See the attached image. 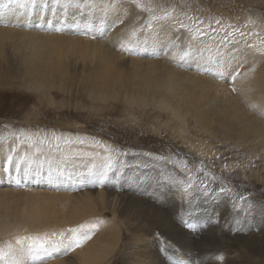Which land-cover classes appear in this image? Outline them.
Returning a JSON list of instances; mask_svg holds the SVG:
<instances>
[{
  "label": "rangeland",
  "instance_id": "rangeland-1",
  "mask_svg": "<svg viewBox=\"0 0 264 264\" xmlns=\"http://www.w3.org/2000/svg\"><path fill=\"white\" fill-rule=\"evenodd\" d=\"M32 1L36 4L35 0ZM74 1L78 2L79 5L76 6V9L78 8L84 13H96L99 12L98 10L107 7L106 0H98L103 5L97 4V8L95 7L96 0ZM125 1L136 15L133 17L135 20L130 19L129 26L134 25L132 27H137V29L141 27V31L152 29L154 26L164 23L172 27L174 25L172 19L154 20L153 17H161L165 13L170 15L175 11L181 13L186 19L184 23L186 26L184 32L186 31L188 34L186 37L189 38L191 35L190 37L203 41L200 48L206 50V52L208 48L205 39L213 38L216 34L218 35L217 38L220 39L230 38V34L237 37L235 30L225 27V22L230 23L233 29H240L246 33H255L253 24L258 25L262 28L261 41L263 40L264 44V0H114L113 4L119 3L120 5L117 6V10H119L117 16L120 15L119 18L123 21L128 19L124 14L125 4L122 5V3H126ZM6 3L12 5V0H0V6ZM104 12H107L104 18L108 15L111 20V14L108 11ZM135 21L136 23H134ZM170 21L173 25H169ZM217 21H222L221 25L223 26H217ZM89 22L95 24L91 20L86 21L87 24ZM121 26H124L123 23H121ZM209 27L212 30H208ZM92 30L94 29L92 28ZM201 32L205 34L201 35ZM88 33L90 34L92 31L88 30ZM82 34L84 32L81 31L80 35L77 36V44L74 42L75 39L73 42L69 40V59L65 61V64L68 66L72 64L73 66H71L72 68L69 69L68 73L57 74L59 78L55 76L53 79L51 78L53 83L50 90L37 89L36 84L18 76L20 73L18 66L11 65L8 62V47L13 46L11 43L5 46L3 52H0V135L6 136L14 133V135L20 136L21 141H31L35 138L36 141L33 143L41 141V145L55 146V151L58 149L61 151L63 147L68 146L69 143L66 141L69 139L72 141L71 143H75L79 138H83L84 141L89 138L100 142L99 145L85 142L83 146L87 147V151L92 152V156L88 155L87 159H80L76 161V164L75 160L68 161L65 164L59 162L53 167L54 173L51 176H44L43 170H41V174L35 175L31 171L32 169L26 167L21 175L23 178L27 176L26 180L21 181L23 184H18L14 176L11 183L7 182V185H11L18 190L21 189L23 193H28L34 187L35 189L39 187L33 191V193H36L37 190H40L37 193L39 198L36 196L34 199L40 201L37 206H45L44 210L48 214L45 212L46 216L43 219H46L44 221L49 225L45 226V223L43 225L38 223L37 225L32 224L22 227L24 216H26H22L23 211L26 212L27 208L32 206L29 204L34 199L29 198L33 195L28 196V199L31 200L27 207L26 201L28 200H24L22 194L15 193L17 196L14 195V199L9 201L10 212L0 214V246L20 238L25 241V244H22L25 247L27 246V249L29 245H32L31 249L34 251V244H42V249H45L44 247L53 246L56 239L67 238L69 234H72L76 236L74 241L79 239L83 245L81 244L75 248L77 249H74L75 251H69V246L64 247L62 248L64 250L54 253L52 256V261L70 258L73 260L72 264H81L78 258L87 256L89 250H92L87 248L89 244V247L94 248V254L91 257L92 259L88 260V256L85 258L88 260L85 264H142V262H139L143 261L141 260L142 249L145 247L146 252L149 250L147 253H151L157 246L156 239L152 234L175 241L179 247L187 251H192V248H201L202 252L207 253L213 259L212 263L202 264L220 262V259L225 257L221 254L222 250L229 248L231 245L251 246L257 249L262 247L264 249V239H262L264 213H261L262 210L264 211V147L255 143L256 137L254 135H250L249 138H247L248 136L244 137L242 133L236 131L237 126L230 124L228 119L218 114L210 115V108L206 105L198 107L194 96L196 90L191 84H184L186 83L184 81L172 88V96H165L164 100L160 97L150 100L149 103L152 104L149 105L143 103L131 104L123 100L133 93L129 85L138 82L133 77L134 73L123 66L117 69L113 67V69H105L100 73L92 72L93 66L101 59V55L97 51H93L95 49L92 48L93 42L98 38L94 34ZM221 41L223 42V40ZM87 44L88 46H86ZM77 45H80V48H76ZM74 47L78 51L74 50ZM209 48L213 50L215 47L210 45ZM79 49L83 50L80 51ZM132 56L135 57L134 54ZM136 57H141L140 59L143 60L148 58L137 55ZM126 58L127 55L121 59L125 60ZM149 58V60H154L157 57ZM219 58L218 56L215 57L213 65L216 67L218 65L222 67L225 64L222 59L219 61ZM76 61L77 66H75ZM81 62L85 63V66ZM219 63L223 64L220 65ZM259 66H262L264 70V63L257 64L256 68H260ZM135 68H138V70L144 69L143 66L137 64ZM112 70H115V72L112 73ZM183 70L180 71L184 74L194 71L191 68L185 69L186 72ZM110 72L112 74H109ZM222 72L223 69L219 73ZM152 77L149 72L142 79L152 83ZM108 81L115 83V87L108 88ZM220 82L229 84V86L231 83L226 80ZM97 84L101 86L102 91H108V94L109 92L116 94L119 99L106 96L108 99L100 100V95L91 91L96 90L94 87ZM49 85L51 86L50 82ZM199 93L203 100H213L211 87L200 90ZM167 99L169 103H167ZM243 104L245 105V103ZM195 105L197 106L196 109ZM244 105V109L248 111L249 107ZM224 108L227 109L228 107ZM252 114L255 117L262 118V115L256 111H252ZM53 134L58 137L59 135L70 136L69 139L59 141L52 139ZM199 140H203L208 152L197 148L196 145L201 147ZM78 145L81 144L78 143ZM93 149L102 151L103 156H99ZM143 155L148 156V158L143 159ZM150 158L153 160L157 158L159 163L152 161ZM103 159L105 162L108 161L105 163ZM132 159L133 163H131L133 165L129 163ZM17 165L18 161L15 166ZM162 166L164 167V173L161 176L163 178H158L159 184L157 187L159 189H156L157 192L155 190L149 192L148 184L154 177H157L153 174H158ZM10 167H6L8 173ZM145 167L151 169L154 177L145 175V183L134 187L138 189L137 191L121 185L123 180L128 179L130 170L148 169ZM17 168L23 171L21 165H18ZM35 168L33 169L35 170ZM38 175H40V178L36 177ZM71 175L77 178V180H74L75 185L67 179ZM123 177L125 179L122 180ZM36 179L41 180L40 185H38V182L35 184L36 186L33 185V181ZM79 179L87 180L89 183L83 185ZM112 183L120 185L116 190H113L109 185ZM1 186L3 189L7 188L6 185H0V189H2ZM221 188L225 191L221 192ZM26 189H28V192ZM43 190L45 193H42ZM50 190L52 192L51 197L49 196L51 195ZM72 190H75L76 194ZM84 190L85 192L91 191V193H100L101 190L105 195L103 200H99V204L95 209L93 206L90 207L91 212L87 207L84 208L80 202L76 201V199H80L79 197L71 199L75 195L83 194L82 191ZM55 191L58 192L57 196ZM63 191L67 195L66 197L62 193ZM68 192H72V195L68 198L69 201H67L68 194L70 195ZM119 192L125 193L124 196H126L123 198L126 200V202L123 200V203L126 204L123 210L119 202L122 201ZM46 193H49V195ZM43 194L46 195V198H42L45 197ZM59 195L66 198V203L64 197L60 198ZM53 196H56V198L59 196L58 198L63 199L62 202L57 198L60 201L56 202L58 200L54 199L55 203H53ZM171 196L177 202L174 205H170ZM241 197L246 199H241ZM49 198L52 199L51 202L48 201ZM46 205H48L47 208L50 212H48ZM69 205L72 207L70 208ZM79 205L81 208H79ZM53 206L54 208H52ZM62 210H64V213ZM92 210H95L96 213ZM57 215H59V219H62L61 221L56 217ZM132 215L133 217H131ZM54 216L57 220L54 219ZM75 216L77 217L74 218ZM182 218H185V223ZM71 220L72 222H70ZM237 220L238 223H236ZM188 221H194V224L199 228L196 229L193 227L195 225L186 224ZM60 226L63 230H60ZM40 240L45 241V244L39 243L42 242ZM12 248L16 247L13 246ZM247 249L245 248V252L249 255ZM70 252H74V254H69ZM0 254L2 253L0 252ZM36 255L40 256L34 258ZM56 256L59 258L57 259ZM259 256V253L257 255L253 254L254 260L258 264L261 262ZM52 257H49L47 251H35L30 254L22 253L21 256L19 255L16 258L17 260L15 259L14 264H46V260ZM154 258L155 256H152V259ZM248 260L249 257H246V259L240 260L239 263L249 264ZM6 264H12V261L6 262Z\"/></svg>",
  "mask_w": 264,
  "mask_h": 264
},
{
  "label": "bare ground",
  "instance_id": "bare-ground-1",
  "mask_svg": "<svg viewBox=\"0 0 264 264\" xmlns=\"http://www.w3.org/2000/svg\"><path fill=\"white\" fill-rule=\"evenodd\" d=\"M5 1H10V0H5ZM106 1L105 2L107 3L106 4L107 7L105 9L98 10L99 12H96V13H94L93 10H92L93 13H84L80 9L78 8L76 9V6H79V5L77 4L78 2L74 0H35L36 4L32 0H12V5H8L6 3L7 6L6 4L0 6V22H1L0 24V52H3L5 46L11 43L13 46L8 47V51H9L8 62L11 63V65L18 66V68L20 69L19 71L20 73L18 74V76L25 78L28 82L36 84L38 87L37 89L45 88V89L50 90V87H52V83H53L52 82L53 77L54 76L58 77L57 74L68 73L69 69L72 68L71 66H73L72 64H69V66L65 64V61L69 59V48H70L69 40H72L73 42L75 39L74 42H76V38L78 35H80L81 31L84 32V34L82 35L94 34L96 38H98V40H96L95 42L91 41L93 42L92 48L95 49L93 51H97L101 55V59L93 66L92 72L100 73L104 71L105 69H113V68L117 69L118 67L123 66L124 68L129 69L130 72L132 71L134 73L133 77H135L138 81L134 85H129V88L131 89V91H133V93L129 94L128 97L124 98L123 100H126L127 102L131 104L143 103L144 105H149V104H152V103H149L150 100H153L156 98L158 99L159 97L163 99L165 96H169V95L172 96V91H173L172 88L184 81L186 82L184 84H191L194 90H196V92H194V96L196 100L195 103L197 104L198 107L206 105L207 107L210 108V115L213 116V114H218L222 116L223 118L228 119L230 124H233V126L235 125L237 126L236 131H238L239 133H242L244 137L248 136L247 138H249L250 135H254L256 137L255 143L259 145L261 144V146L264 147V70L262 66L261 67L259 66L260 68H256L257 64L264 63V55H262V53H264V44L262 42L263 40L261 41L262 39L261 38L262 37L261 27L253 24L254 29H255L254 34L256 35H253V33H247L248 35L241 36L240 35L241 32H244V33L246 32L240 29H233L230 23L225 22L224 23L225 27L227 29L235 30L237 33L236 35L237 37L231 36V34H230V38H227V39L217 38L218 36L217 34L213 38L209 37L210 39L204 40L208 48V51L206 52V50L200 48L203 41L190 37L191 35L189 36V38L186 37L188 34L186 33V31L184 32L185 28L184 27L182 28L180 26L181 24L184 25L186 19L181 13L175 11L170 14V19H172V22L174 23V25L172 24L171 21L169 25L172 24L173 25L172 27L167 26L164 23L161 25L154 26L152 29H149L146 31L143 29L144 31H141L140 30L141 27L137 29V27L136 28L132 27L134 25L129 26L130 19L131 20L134 19L133 17L136 15L133 13L132 9L127 6L128 5L127 1H125L126 3H122V5L125 4L124 14L128 18L125 21L119 18L120 15L119 17L117 16V14L119 13V10H117V6L119 5V3L113 4L114 0L113 1L106 0ZM97 4H102V2L96 0L95 7L97 6ZM100 11H103V12H100ZM104 11H108V13L111 14V20L110 18H108V15L106 18H104V15H106L107 13V12L105 13ZM87 20H91L95 22V24L92 22H89L87 24L86 23ZM103 20L105 21L103 22ZM120 22L123 23L124 26H121ZM134 23H136V21ZM175 24H177L178 26ZM221 24H222V21H219V23H216L217 26H223ZM135 26L139 27V25L137 24H135ZM92 28L94 30H92ZM87 29L91 30L92 33L89 34ZM207 29L212 30L211 27ZM101 38L103 39L101 40ZM94 39L95 37L93 38V40ZM221 40H223V42ZM210 45L214 46L215 48L211 50L209 48ZM248 45H254L255 47L249 48ZM79 46L77 45L75 47L77 48ZM86 46H88V44ZM75 47H74V50L76 49ZM83 47L85 46L83 45ZM132 54H134L135 57L132 56ZM126 55H127V58L125 60L121 59L122 57H125ZM136 55L148 57V58L154 56V57H157L156 58L157 60L156 59L149 60L150 58L149 59L147 58L148 60L147 59L143 60V59H140L141 57L137 58ZM216 56L220 57L218 59L219 61L222 59L224 63L226 61L230 62L231 63L229 64L230 70L232 67L237 66L238 63L246 61L244 63V67L240 70L241 71L240 76L237 77L235 83H230V86L229 84H224L220 82L221 80H225L222 78L221 73H219L221 69L224 68V65H222V67H219V65L217 67L213 65L215 63L214 61H215ZM81 64L85 66V63L81 62ZM136 64L143 66L144 69L138 70V68H135ZM219 64L221 65L223 63H219ZM75 66H77V61L75 62ZM187 68H191L194 71L189 72L187 74H184L182 71H180L181 69L185 70ZM113 71L115 72V70H112V73ZM149 72L153 76L152 83H149L142 79L143 77H146ZM112 73L110 72L109 74H112ZM49 82L51 83V86L49 85ZM107 84H108L107 85L108 88L115 87L114 86L115 83H111L110 81H108ZM231 85H233L234 87H232ZM209 87H211V89L213 90V93H211L213 100L205 101L200 97L199 92L200 90H206ZM94 88L96 90L93 89L91 91L100 95V100L108 99V97H112L113 99H119L118 96H116V94H113V93L111 94L110 92L108 94L107 93L108 91L107 92L102 91L101 86H99V84L95 85ZM233 88L236 89L234 92H233ZM42 94H45V93H42ZM149 95H150V99H149ZM152 102L154 103V101ZM167 103H169L168 99H167ZM243 103H245V105ZM243 105L246 107H249L248 111L247 109H244ZM197 106L195 105V109L197 108ZM224 107H228V108L226 109ZM252 111L253 112L256 111L258 114L262 115L263 119L253 116ZM183 123L185 122L183 121ZM176 130H179V129H176ZM69 136L70 135H64V136L59 135L60 137L59 141H61V139H69ZM52 139L54 140L55 138L52 137ZM85 140H86L85 142H88L90 144L97 142L89 138ZM35 141H36L35 138L34 140H31V141L30 140L21 141L20 136L18 137V135H14V133L13 134L10 133V135H6V136L0 135V185L7 186V188H4V189L1 186L2 189H0V214L10 212V207H8L9 201L13 200L14 197L17 196L16 194H22L23 199L28 200L26 201L27 207H28L29 201L31 200V199H28V196L33 195V197H29L33 199L36 196H38L39 198V194L37 193L40 190H37L36 193L35 192L33 193V191H35L39 187L36 189L34 187L35 190L29 189L30 192H28L27 191L28 189H26L28 193H23L21 189L18 190V189H15V187H12L11 185H7V182L11 183V181H13L12 180L13 176H14V179L18 182V184L20 185L23 184L21 183V181L26 180L27 176H24L23 178V176L21 175L23 174L24 169L26 167H28L29 169H32L31 171H33L35 175L41 174L40 172L41 170H43L44 176L45 175L51 176L54 173V171L52 170L53 167L59 162H61L62 164H65L68 161L75 160V164H76V161L80 159H87L88 155L92 154V152L87 151V147L83 146V144L81 145H78V143L76 144V141L75 143H69V145L63 147L61 151L59 149L55 151V148H56L55 146L41 145L42 143L41 141L37 143H33ZM199 141H200L199 143L201 147L199 145H196L198 146L197 148L201 149L204 152H208V148L205 146L203 140H199ZM93 150H95L99 154V156L100 155L101 157L103 156L102 151L97 150V149H93ZM146 157L148 158V156H144L143 159ZM151 160L158 162L157 158L155 160L153 159ZM17 161H18V165H21V167L23 168V171H20L17 168L18 165L15 166ZM131 162L133 163V159L129 163ZM132 163L131 165H133ZM7 166H11L9 173H8V170H6ZM100 166L102 167V165ZM33 168H35V170ZM145 168H148V167H145ZM163 169L164 167L162 166L158 174L155 172H154L155 174H153L150 168L146 170L132 169L130 170L131 172H129V175L127 177L128 179H125L124 177L122 178V180L123 179L125 180L122 181L121 185H125L128 189L131 188L132 190L137 191L138 189L134 187H137L138 185L145 183V179H144L145 175L152 176L153 174L154 176H157V177L152 176L154 178L149 182L148 189H149V192H153L154 190L156 191L157 188L159 189V187H157V185L159 184L158 178L163 176V173H164ZM36 177L40 178V175ZM118 178L120 179V177ZM67 179L70 180L71 184L73 185H75L74 180H77V178L73 177V175H71ZM79 180H81L83 185L86 183L87 184L89 183L87 182V180H84V179H79ZM40 181H41L40 179L38 180L36 179L35 181H33V185H35L37 182H38V185H40L39 184ZM109 185L113 188V190H116L118 185L120 184L112 183ZM55 192H56L55 195L57 196L58 192L57 191ZM73 192L75 193L76 191L74 190ZM82 192L83 194L78 195V196H76L75 195L76 193H75L74 194L75 197L73 198L71 197V199H74V198L76 199V197H79L80 199L79 200L76 199V201L80 202L81 206H84V208L87 207L88 210L90 209L91 206H93L95 209L96 206H98L99 204V200H103L105 196L101 192V190H100V193H96V192L91 193V191L85 192V190ZM42 193H45V191L43 190ZM59 193L61 194V192ZM62 193L63 195H65L64 191ZM68 193H70V195L68 194L67 199L72 195L71 194L72 192H68ZM47 195H49V193ZM63 195L62 197L61 195H59L60 198H63L64 197ZM119 195L121 196L120 199L122 200L119 202H120V205H122V210H123V208L126 206V204L123 203V200L125 202L126 200L123 198H125L126 196H124L125 193H120ZM49 196L50 197L52 196V192H51V195ZM56 196L55 197L53 196L54 198L52 197L53 200L49 198L50 200L48 201L51 202L52 200L53 203H55L54 199H57L59 197L58 196L56 198ZM66 196L67 195H65V197ZM65 197H64L65 199L64 201L66 203ZM42 198H46V195L45 197H42ZM60 200L62 202L63 199H60ZM60 200L56 202H59ZM67 201H69V199ZM76 201L75 203H77ZM169 201H171L170 205H174L177 203L174 197L170 198ZM39 202L38 200L34 199L33 201L30 202L29 205H32V206L30 208H27L26 210L27 213L23 211L24 214H22V216L23 215H26V216H24L22 227H26L32 224L37 225L38 223L40 225H43V223H45V226L49 225L44 221L46 219H43L45 218L46 214H48L44 210L45 206L44 207L43 205L37 206ZM18 204L20 205L19 202ZM48 205H46V208ZM69 206H68V209H69ZM81 206L79 205V208H81ZM71 207L72 206H70V208ZM1 208H4V209H1ZM52 208H54V206ZM74 209H77V208L74 207ZM47 210H49V208H47ZM70 210H73V209H70ZM134 210L135 209L133 208V211ZM62 211L64 213V210ZM89 211L91 212V210ZM92 211L94 212L95 210H92ZM48 212H50V210ZM53 213H50V214L52 215ZM261 213H264V211L262 210ZM58 216L59 215H57L56 217ZM70 216L68 217L70 218ZM76 217L77 216H75L74 218ZM131 217H133V215ZM59 218L60 217H58V219ZM54 219L57 220L55 216H54ZM61 220L62 219H59V221ZM72 220L70 222H72ZM182 220L185 223L186 221L185 218H182ZM59 221H56V222H59ZM84 223H87V222L85 221ZM186 224L195 225L194 221H188ZM66 226H67V222H66ZM66 226H62V227H66ZM140 226L142 225L140 224ZM17 227L21 229L19 225H17ZM193 227H195L196 229L199 228V226L197 225ZM60 230H63L61 229V226H60ZM263 235H262V239H264ZM152 236L154 237V239H156L155 241L157 243V246L156 248L152 250V252L150 249L151 253H147L149 250L146 252L147 249L145 247L142 249L141 260L143 261H139V262H142V264H150V263L151 264H202V263H212L213 262V259H211L207 253L201 251V248H194V249L192 248V251H187L179 247L175 241L169 240L168 238H165L163 236H156V234H152ZM25 237L27 236L25 235ZM75 237L76 236L69 234V237L67 238H63V237L58 238L54 241L53 246L44 247L45 249H42L43 247L42 244H39V245L34 244V247H35L34 251H32L31 249L32 245H29L28 249H27V246L26 247L24 246L25 241L23 239L19 238L16 240H12L10 243L8 242L0 246V252L2 253L0 254V264H6V262L9 263L10 261H12V264H14L15 259L19 255L21 256L22 253L30 254L35 251H38V252L47 251V254L49 255V257H52L54 253H58L64 250L62 248L70 246L71 244L73 245V243L75 242L74 241ZM39 243L45 244V241H42ZM89 245L87 246V248H90L92 250H89V252L87 253L88 260L94 254L93 252L94 248L89 247ZM13 246L16 248H12ZM245 248L246 249L249 248L253 253L247 249L249 253V255H247L245 252ZM257 253H259L260 255L259 257L261 258V262L259 264H264V249L262 247L257 249L251 246L239 247V246L231 245L229 246V248L222 250L221 254L224 255L225 257L221 258L220 262H216L215 264H240L239 263L240 260L246 259V257L247 258L249 257V260H248L249 264H258V262L255 261L253 257V254L257 255ZM69 254H74V252H70ZM203 254H205L206 256ZM38 256L40 255H36L34 258H37ZM87 256L78 258L81 264H85L88 261L87 259H85L87 258ZM152 256H155V258L152 259ZM56 258L58 259L59 257L56 256ZM52 259L53 257L48 258L46 260V264H72L73 263V260H71L70 258H68L67 260L65 258L60 260L61 259L60 257L59 259L60 261H55V260L52 261Z\"/></svg>",
  "mask_w": 264,
  "mask_h": 264
},
{
  "label": "snow or ice",
  "instance_id": "snow-or-ice-1",
  "mask_svg": "<svg viewBox=\"0 0 264 264\" xmlns=\"http://www.w3.org/2000/svg\"><path fill=\"white\" fill-rule=\"evenodd\" d=\"M153 19H154V20H155V19H170V15H169L168 13H165L164 16H161V17H156V16H154ZM201 23H202V22H201ZM217 23H219V21H217ZM180 26H181L182 28H183V27H186V26L183 25V24H181ZM204 34H205V33L201 32V35H204ZM240 35H241V36H245V35H248V34H247V33H244V32H241ZM253 35H256V34L253 33ZM225 39H227V37H225ZM248 47H249V48H253V47H255V46H254V45H248ZM262 55H264V53H262ZM245 62H246V61L238 63L237 66L232 67L231 70H230L229 63L226 61L225 64H224L223 72L221 73L222 78L225 79V80L228 81V82L235 83L237 77H239L240 74H241V71H240V70L244 67V63H245ZM235 90H236V89L233 88V91H235ZM53 135H54V138H55L56 140H59V139H60V137L55 136V134H53ZM66 142H67V143H71L72 141L69 139V140H67ZM76 142H77V143H80V144H84V143H85V141H84L83 139H77ZM96 143L99 145V142H98V141H97ZM220 191H221V192H224L225 189L221 188ZM241 199H246V198H245V197H241ZM236 222L238 223L239 221L237 220ZM70 231H71V230H70ZM79 243H80V242L77 241V246H79Z\"/></svg>",
  "mask_w": 264,
  "mask_h": 264
}]
</instances>
